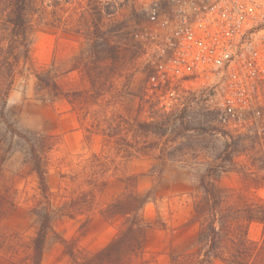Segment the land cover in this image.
<instances>
[{
	"label": "rangeland",
	"instance_id": "374dc122",
	"mask_svg": "<svg viewBox=\"0 0 264 264\" xmlns=\"http://www.w3.org/2000/svg\"><path fill=\"white\" fill-rule=\"evenodd\" d=\"M46 7L56 28L37 27L32 73L9 97L27 141L0 151V264H32L45 218L41 264H228L204 254L228 259L246 239L250 264H264L263 127H225L207 92L164 110L148 93L135 0Z\"/></svg>",
	"mask_w": 264,
	"mask_h": 264
},
{
	"label": "built area",
	"instance_id": "2783aa9c",
	"mask_svg": "<svg viewBox=\"0 0 264 264\" xmlns=\"http://www.w3.org/2000/svg\"><path fill=\"white\" fill-rule=\"evenodd\" d=\"M148 93L166 111L212 94L225 127L264 131V0H135Z\"/></svg>",
	"mask_w": 264,
	"mask_h": 264
},
{
	"label": "trees",
	"instance_id": "16d2710c",
	"mask_svg": "<svg viewBox=\"0 0 264 264\" xmlns=\"http://www.w3.org/2000/svg\"><path fill=\"white\" fill-rule=\"evenodd\" d=\"M51 14L48 13L46 0H0V151L6 148L7 153H11L10 150L13 149L16 139L27 141V138L16 129L9 118V97L17 80L24 76L26 72L32 73L31 69L34 66L32 37L37 27L44 25L52 31L56 28ZM36 77L41 82V77L39 75ZM27 151L35 158L32 172L36 173L42 191L47 194L48 184L43 158H41L39 150L34 147H31ZM7 199H9L7 196L0 199V209ZM45 219L47 223H42L38 235L33 242L32 264H41L43 260L50 223V218ZM221 231H223V226H220V229L213 228L214 244L218 243L217 237L220 236ZM256 246L258 245L246 239L240 250L231 253V257L228 259L224 254H219L220 251L218 252L217 250L215 252H206L204 257L210 260L218 258L228 264H246V261L250 264L253 256L258 252ZM204 261L201 264H205Z\"/></svg>",
	"mask_w": 264,
	"mask_h": 264
}]
</instances>
